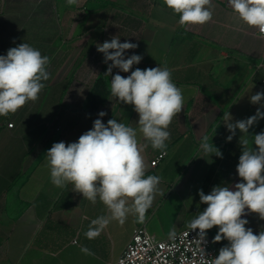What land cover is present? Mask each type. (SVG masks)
I'll list each match as a JSON object with an SVG mask.
<instances>
[{
	"label": "crops",
	"instance_id": "obj_1",
	"mask_svg": "<svg viewBox=\"0 0 264 264\" xmlns=\"http://www.w3.org/2000/svg\"><path fill=\"white\" fill-rule=\"evenodd\" d=\"M213 3L209 23L185 28L163 0H79L71 6L66 0H0V55L28 43L50 58L51 74L37 101L0 116V264L114 263L137 227L146 226L159 239L169 238L170 231L187 229L186 224L207 207L200 203L199 190L208 194L214 186L240 181L236 167L243 134L237 129L227 142L231 133L222 117L229 111L234 123L260 108L250 103V96L264 92V82L257 81V69L264 65V39L234 19L228 0ZM114 36L121 43L138 45L126 50L125 58H143L128 73L113 68L112 75L127 77L136 68L167 67L182 89L184 109L169 126L164 152L140 138L147 145L146 175L161 177L145 223L129 215L123 225L112 221L90 240L85 236L90 221L107 214V209L99 200L92 204L83 199L71 184L54 186L45 154L53 143L78 141L97 118L105 124L114 118L138 127L134 107L111 96V76L105 75L111 61L106 64L97 51L98 44ZM100 80L107 95L90 102ZM101 111L106 115L99 117ZM262 131L264 119L249 129V147L252 135ZM204 135L223 158L203 153L199 144ZM242 218L254 234L264 230L258 214ZM217 231H207L211 242ZM227 244L212 242L217 254ZM81 247L95 255H85Z\"/></svg>",
	"mask_w": 264,
	"mask_h": 264
},
{
	"label": "clouds",
	"instance_id": "obj_2",
	"mask_svg": "<svg viewBox=\"0 0 264 264\" xmlns=\"http://www.w3.org/2000/svg\"><path fill=\"white\" fill-rule=\"evenodd\" d=\"M79 0H66L77 5ZM163 5L179 16L181 27L204 25L213 19V0H163ZM234 19L248 28L255 29L258 39H264V0H228ZM138 45L120 42L118 36L97 45L103 53L104 62L109 64L105 75L111 76L110 94L119 102L132 105L138 114V127L109 119L107 124L100 118L93 122L92 129L83 133L78 141L53 143L45 157L50 170L51 183L58 188L68 184L73 191L92 204L99 200L107 214L91 220L85 232L87 239H96L112 221L123 225L129 215L137 223L146 221V213L152 207L159 192L161 177L146 175L148 165L144 150L147 146L140 138L149 142L154 150L164 152L171 133L168 131L173 118L184 109L182 89L172 79L167 67L131 71L127 77L119 73L112 75L113 68L128 73L138 65L142 56L132 54L125 58L126 50ZM111 50V51H110ZM50 58L28 43H21L0 55V116L15 114L28 102H35L45 88L44 81L50 79L47 70ZM264 92L250 96V103L260 105L254 115L234 123L229 111L223 114V123L231 135L230 142L238 129L241 155L236 167L240 181L233 186L217 185L205 194L199 190L200 203L207 207L196 214L187 224V229L197 232L194 242L199 252V264H264V230L254 234L246 227L245 218L250 213L264 220V131L252 135L253 147H249V129L264 119ZM106 113L101 111L98 116ZM199 148L205 155L223 158V154L209 143L204 135ZM247 209V212L245 211ZM217 227L213 243L227 240L218 255L210 257L206 252L207 231ZM176 237L175 229L169 238ZM85 255H95L90 249L81 247Z\"/></svg>",
	"mask_w": 264,
	"mask_h": 264
},
{
	"label": "built area",
	"instance_id": "obj_3",
	"mask_svg": "<svg viewBox=\"0 0 264 264\" xmlns=\"http://www.w3.org/2000/svg\"><path fill=\"white\" fill-rule=\"evenodd\" d=\"M263 73L264 65H260L257 73ZM9 127H13L10 124ZM166 153L160 155L161 160ZM197 232L185 229L176 234L174 239H159L152 235L146 226L137 227L133 237L115 264H199V252L194 239ZM207 243L203 245L210 257L217 256V252L207 233Z\"/></svg>",
	"mask_w": 264,
	"mask_h": 264
},
{
	"label": "trees",
	"instance_id": "obj_4",
	"mask_svg": "<svg viewBox=\"0 0 264 264\" xmlns=\"http://www.w3.org/2000/svg\"><path fill=\"white\" fill-rule=\"evenodd\" d=\"M105 87L106 86L103 80L98 81L95 89L89 96L90 102L103 101L104 97L107 95V93L105 92Z\"/></svg>",
	"mask_w": 264,
	"mask_h": 264
},
{
	"label": "water",
	"instance_id": "obj_5",
	"mask_svg": "<svg viewBox=\"0 0 264 264\" xmlns=\"http://www.w3.org/2000/svg\"><path fill=\"white\" fill-rule=\"evenodd\" d=\"M257 81L263 82V73L262 72L258 74Z\"/></svg>",
	"mask_w": 264,
	"mask_h": 264
},
{
	"label": "rangeland",
	"instance_id": "obj_6",
	"mask_svg": "<svg viewBox=\"0 0 264 264\" xmlns=\"http://www.w3.org/2000/svg\"><path fill=\"white\" fill-rule=\"evenodd\" d=\"M118 260V259H117ZM117 260L114 262V263H111V264H115L117 262Z\"/></svg>",
	"mask_w": 264,
	"mask_h": 264
}]
</instances>
